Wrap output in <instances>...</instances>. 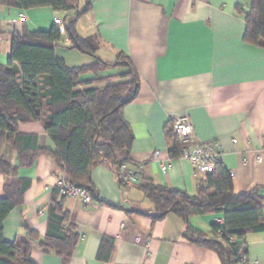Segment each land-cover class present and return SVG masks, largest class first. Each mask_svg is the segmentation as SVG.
<instances>
[{
	"label": "crops",
	"instance_id": "0c3cea01",
	"mask_svg": "<svg viewBox=\"0 0 264 264\" xmlns=\"http://www.w3.org/2000/svg\"><path fill=\"white\" fill-rule=\"evenodd\" d=\"M87 5L90 8L77 20L79 36L94 37L97 55L107 62H114L120 52L127 54L140 77L137 97L123 109L133 144L130 151L118 152L117 162L139 171L143 181L197 194L206 174L196 172L187 160L171 158L167 138L169 124L188 116L196 142L221 147V167L231 173L234 193L258 188L264 196V47L245 40V15L237 11L238 6L248 11L249 1H78L80 10ZM21 13L27 17L24 23L18 22ZM74 14L48 6L21 10L0 5V63H8L12 31L49 30L55 17L65 21ZM71 43L65 34L56 50L69 68L93 61L91 55L69 48ZM126 72L112 67L97 76L89 73L81 77L90 81L82 88L127 82L130 77H121ZM19 130L38 135L42 148L55 150L40 122L22 123ZM0 151L7 162L20 164L11 144L1 146V131ZM162 165L169 167L163 171ZM117 171L109 161L96 163L91 173L96 199L88 205L65 199L69 220L63 226L68 229L74 223L79 235L73 254L65 256L41 246L53 189L63 172L51 155H40L32 167L19 169L18 176L31 185L24 203L4 222L5 239L13 242L27 231L35 232L38 239L28 240L35 264H222L216 252L187 239L183 218L169 213L154 219L155 206L140 189L141 180L125 184ZM7 180L0 173V198L6 196ZM261 220L264 223V207ZM217 222L224 224L223 213L189 219L207 237H215L212 226ZM104 238L115 242L109 261L98 258ZM244 240L247 257L264 264V231L249 233Z\"/></svg>",
	"mask_w": 264,
	"mask_h": 264
},
{
	"label": "trees",
	"instance_id": "16d2710c",
	"mask_svg": "<svg viewBox=\"0 0 264 264\" xmlns=\"http://www.w3.org/2000/svg\"><path fill=\"white\" fill-rule=\"evenodd\" d=\"M79 0H0V5L29 10L51 7L56 11L75 12L64 21L66 34L71 39L69 48L89 54V64L69 68L56 54L63 35L54 24L49 30L22 33L12 31V48L6 66L0 63V131L1 146L8 142L17 152L19 165L5 160L0 151V173L8 177L6 196L0 198V264H35L31 258L28 240L38 239L33 231L9 242L4 237V222L10 212L24 203L25 192L31 180L18 176L21 167H32L42 154L51 155L63 172V178L87 190L96 199L91 173L94 165L109 161L118 169L124 162H117V154L130 151L134 133L123 116L124 107L138 95L140 77L131 58L120 52L114 62H107L97 55L94 37L82 38L77 32V20L88 9H79ZM249 10L238 6L245 15L247 27L245 40L264 47V0H248ZM112 67L128 70L121 77L127 82H116L84 90L90 81L81 77L89 73L97 76ZM117 78V77H116ZM113 79V78H110ZM99 80V79H95ZM40 122L55 145V150L42 148L39 136L23 134L22 123ZM173 124L167 127L169 154L180 156V141L175 137ZM123 183V182H122ZM140 189L154 204V219L175 213L187 223L186 237L196 246L216 252L222 264H238L241 244H229L228 238L244 239L249 233L264 231L262 210L264 196L260 189L237 195L233 191V177L221 166L206 174L197 194L174 190L151 180H141ZM207 192V195L204 193ZM67 197L54 187L48 206V232L41 246L46 252L71 256L78 244L79 235L74 223L68 229L64 224L69 213L64 208ZM223 213L224 224H213L215 237H207L189 223L192 216ZM219 231L224 234L220 235ZM114 239L102 240L98 258L109 261L114 250Z\"/></svg>",
	"mask_w": 264,
	"mask_h": 264
},
{
	"label": "built area",
	"instance_id": "2783aa9c",
	"mask_svg": "<svg viewBox=\"0 0 264 264\" xmlns=\"http://www.w3.org/2000/svg\"><path fill=\"white\" fill-rule=\"evenodd\" d=\"M27 21L25 13H21L18 22L24 23ZM54 24L59 26L62 35L66 34L65 24L61 18L55 17ZM173 132L175 137L180 141V156L178 158L187 160L191 163L193 169L198 173L209 174L214 172L221 166L222 150L221 147L214 142H196L193 126L188 116L179 117L174 121ZM159 152L155 156L158 158ZM169 166L162 165V170L166 171ZM121 180L125 183L139 182V171L131 169L127 164L123 163L117 171ZM61 191V194L66 197L76 198L81 200L85 205L93 202L92 197L86 189L68 183L63 177H59L55 184ZM218 225H223L217 222ZM223 235V231H219ZM229 244L239 243L242 246L239 263L238 264H258L256 261L247 257V244L244 239L238 240L236 237L231 236L228 238Z\"/></svg>",
	"mask_w": 264,
	"mask_h": 264
},
{
	"label": "rangeland",
	"instance_id": "374dc122",
	"mask_svg": "<svg viewBox=\"0 0 264 264\" xmlns=\"http://www.w3.org/2000/svg\"><path fill=\"white\" fill-rule=\"evenodd\" d=\"M95 42V44H97V42L96 41H94ZM77 58V57H76Z\"/></svg>",
	"mask_w": 264,
	"mask_h": 264
}]
</instances>
